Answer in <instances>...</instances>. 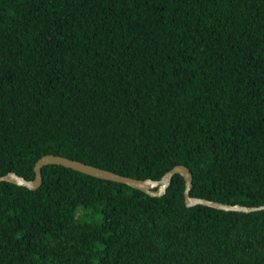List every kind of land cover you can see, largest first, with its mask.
<instances>
[{"label": "trees", "instance_id": "obj_1", "mask_svg": "<svg viewBox=\"0 0 264 264\" xmlns=\"http://www.w3.org/2000/svg\"><path fill=\"white\" fill-rule=\"evenodd\" d=\"M46 154L264 205V0H0V176ZM42 176L0 183V264H264V209L179 173Z\"/></svg>", "mask_w": 264, "mask_h": 264}, {"label": "water", "instance_id": "obj_2", "mask_svg": "<svg viewBox=\"0 0 264 264\" xmlns=\"http://www.w3.org/2000/svg\"><path fill=\"white\" fill-rule=\"evenodd\" d=\"M50 164L65 166L97 178L123 183L133 188L142 190L143 192L151 196H163L169 188L174 175L179 173L185 179L184 197L185 203L188 207L196 205H205L219 210L238 212H252L264 209V205L246 206L241 204H229L220 201L210 200L207 198L192 196L190 194V191L193 187V174L190 169L183 164L176 165L172 169L168 170L160 180H153L150 178L138 179L131 176H125L108 169L87 164L79 160L71 159L65 156L46 154L39 158L34 166V179H26L25 177L12 171L0 176V183L6 181L27 187L32 190H36L42 185L43 182V167Z\"/></svg>", "mask_w": 264, "mask_h": 264}]
</instances>
